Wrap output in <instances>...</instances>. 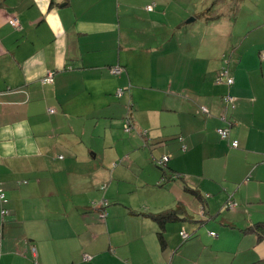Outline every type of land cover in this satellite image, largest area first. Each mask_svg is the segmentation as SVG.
Masks as SVG:
<instances>
[{
    "label": "crops",
    "instance_id": "crops-1",
    "mask_svg": "<svg viewBox=\"0 0 264 264\" xmlns=\"http://www.w3.org/2000/svg\"><path fill=\"white\" fill-rule=\"evenodd\" d=\"M179 2L0 0V264H264V231L251 229L264 223V10L238 28L240 4ZM223 54L231 84L215 81ZM127 98L139 129L138 160L126 165L133 183L104 164L91 175L81 142L87 124L112 125ZM227 125L229 140L217 132ZM165 154L163 171L152 162ZM170 173L183 178L157 185ZM229 195L237 207L220 210ZM177 206L163 227L148 216Z\"/></svg>",
    "mask_w": 264,
    "mask_h": 264
},
{
    "label": "rangeland",
    "instance_id": "rangeland-1",
    "mask_svg": "<svg viewBox=\"0 0 264 264\" xmlns=\"http://www.w3.org/2000/svg\"><path fill=\"white\" fill-rule=\"evenodd\" d=\"M227 3L229 6L236 7L237 4H240L242 7L239 19L236 23V27H242L245 22H247L252 15L257 14L259 11L264 10V0H185V3L182 4L179 2V6L182 8V6H185L187 8H196V10L206 9L207 7L212 6L213 4L215 6H221L223 4ZM172 6L176 5L175 1H172ZM188 18H193L192 16ZM186 18V20L188 19ZM129 89L123 90V95H127L129 97L128 93ZM127 92V93H126ZM120 97V98H122ZM119 99V98H118ZM133 113V103L127 98L125 101H121V108L118 112H116L115 116H109L108 121L112 122V125H109V123H104L106 118H102L99 120L98 123H89L86 126V134L84 135V138H81V142H83L86 148H88L87 151H85V158L86 162H84L83 166L87 164H91V167H89L87 170H91V175H93L94 171H99L100 164H104L106 167L109 168H116V171H121L123 174H128L129 177L125 178V181L133 183V180L130 178L132 175V171H128L126 169L127 164L130 165V162L134 163L136 160H138L139 157V149L138 146L135 145L134 138L137 137V134L139 133L138 127H129V123L127 122V118L129 115L131 116ZM125 127H129V131H125ZM144 131H147V129H141ZM146 135L147 133H143ZM147 136V135H146ZM143 146L147 145L146 141H144ZM127 145H131V150L122 153L121 150H126L125 147ZM181 151L185 153V149H183V146H180ZM166 156L170 157L169 154H165ZM162 157L159 156L157 159H160ZM170 159L166 161V164L168 163ZM155 166L156 164L152 162ZM93 165H96V168H94ZM74 169H77V163H74L73 165ZM133 170V168H132ZM133 175H135L133 173ZM94 178L89 179H82L79 180L80 183L83 185H89L92 183V180ZM96 179V178H95ZM122 183L120 182V185ZM106 187L105 184H101V188ZM102 190V189H101ZM104 191V190H102ZM146 189H142V192L145 193ZM205 195V194H204ZM189 196V195H188ZM207 197V196H205ZM220 197H216V203L219 202ZM138 199L137 201H139ZM156 202H157V196H156ZM220 210L225 211L223 209L222 204H219ZM237 207V206H236ZM221 211V212H222ZM223 213V212H222ZM95 220L100 221L101 223L104 221L103 218L100 217V212L95 213L94 217ZM200 220H205L206 216L203 214V211H201V214H198V217ZM185 225L188 227L190 225V222H184ZM199 224L200 223H196ZM234 230H229V232H232ZM235 235V233H232ZM239 238L235 236V238L230 242V244H238Z\"/></svg>",
    "mask_w": 264,
    "mask_h": 264
},
{
    "label": "built area",
    "instance_id": "built-area-1",
    "mask_svg": "<svg viewBox=\"0 0 264 264\" xmlns=\"http://www.w3.org/2000/svg\"><path fill=\"white\" fill-rule=\"evenodd\" d=\"M153 6H154L153 4L147 5L146 9L147 10H152ZM8 23L15 29H18L20 27V23L18 22L16 17L10 18L8 20ZM261 56H264V54H262ZM108 70H109V73L111 75L119 76L123 72V67L121 65H119V64H115V65L109 66ZM223 77H226V83L227 84H231L233 82V79L231 77L227 76V71H223L219 75H217L216 78H215L216 82L220 83ZM53 81H54V72H52V71L48 72L44 77L41 78V83L42 84H51V83H53ZM123 90H124L123 88H119L116 91L115 95L117 97H121L123 95ZM232 100H233V97L231 95H229V94L225 95L223 97V99H222L223 104L225 105V107H228L229 105H231ZM201 110L203 112H205V113L208 112V110L205 107H203V106L201 107ZM48 112L49 113H53L54 109L49 108ZM222 119L226 120L225 116H222ZM127 122L129 123V118H127ZM128 125H129V127H133V124L129 123ZM129 127H125V131H129L130 130ZM229 131H230L229 125L223 126V127H220V128L217 129V132H218L219 136L222 139H228V140L230 139V137H229L230 136V132ZM144 133H146V131H144ZM180 140H182V138H180ZM230 145L233 148H237V146H238L237 140H235V139L230 140ZM182 146H183V149L186 148V146L184 144ZM168 158H169L168 156L163 155L160 159H155L154 162L159 167H165L166 166V161L168 160ZM7 201H8V199H7L3 189L0 186V204L2 205L1 208H0V214H1L2 217H4L8 213L7 208H5L3 206V205H5L7 203ZM96 204H98L99 210L101 209L100 210V217L105 219L107 215H106V212H105L104 208L108 204L107 200L106 199H102L101 201L97 202ZM236 206H237V202L233 199L232 196L229 195L227 197V200L225 201V203L223 205V208L230 210V209H234ZM209 234L213 235V236L216 235V233L214 231H209ZM180 235H181V237L183 239H186V238L189 237V234L184 229H182L180 231ZM31 250H32L33 257H34V259L36 261V250H35L34 247H32ZM82 258H83V260L88 261V260H91L92 257H91L90 254L84 253L82 255Z\"/></svg>",
    "mask_w": 264,
    "mask_h": 264
},
{
    "label": "trees",
    "instance_id": "trees-1",
    "mask_svg": "<svg viewBox=\"0 0 264 264\" xmlns=\"http://www.w3.org/2000/svg\"><path fill=\"white\" fill-rule=\"evenodd\" d=\"M211 6L207 8V10H210ZM203 15H205V13H203ZM222 61L224 63V66L217 72L216 76L219 75L221 72L223 71H227V76L231 77L229 75V71L227 68V63L229 61V57L227 54H223L222 55ZM216 78V77H215ZM232 78V77H231ZM216 81V80H215ZM220 83H226V77H223ZM219 83V84H220ZM227 84V83H226ZM229 93H226L222 96V99L225 95H228ZM230 95V94H229ZM223 102V101H222ZM129 123L133 124L131 116L129 115ZM166 167V166H165ZM165 167H161L162 169ZM164 171V169H163ZM164 176L161 177V182H159L157 185L162 186L167 180H182V175L178 174V173H170L169 175L163 174ZM3 189V188H2ZM4 191V190H3ZM182 207L181 206H177L175 209H168V210H164L161 212H157V213H150L148 214L149 217H151L152 219H154L159 226L163 227L165 225L166 222L170 221V220H177L179 219V212H181ZM224 209V208H223ZM227 210V209H226ZM252 230H255L257 232V230L259 231H264V223H257L254 225V228H251ZM262 235H259V238ZM159 239L162 242V244L164 243L163 241V236L162 234L159 235Z\"/></svg>",
    "mask_w": 264,
    "mask_h": 264
},
{
    "label": "water",
    "instance_id": "water-1",
    "mask_svg": "<svg viewBox=\"0 0 264 264\" xmlns=\"http://www.w3.org/2000/svg\"><path fill=\"white\" fill-rule=\"evenodd\" d=\"M191 20H193V18H189V19H187V22H189V21H191Z\"/></svg>",
    "mask_w": 264,
    "mask_h": 264
}]
</instances>
